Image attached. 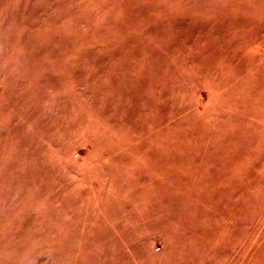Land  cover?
<instances>
[{"label": "rangeland", "instance_id": "obj_1", "mask_svg": "<svg viewBox=\"0 0 264 264\" xmlns=\"http://www.w3.org/2000/svg\"><path fill=\"white\" fill-rule=\"evenodd\" d=\"M0 264H264V0H0Z\"/></svg>", "mask_w": 264, "mask_h": 264}]
</instances>
